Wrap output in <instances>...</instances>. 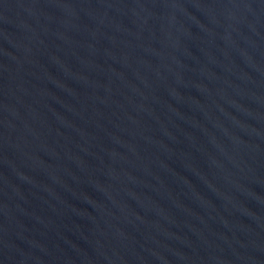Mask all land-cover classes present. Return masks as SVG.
<instances>
[{
  "label": "water",
  "instance_id": "95a60500",
  "mask_svg": "<svg viewBox=\"0 0 264 264\" xmlns=\"http://www.w3.org/2000/svg\"><path fill=\"white\" fill-rule=\"evenodd\" d=\"M0 264H264V0H0Z\"/></svg>",
  "mask_w": 264,
  "mask_h": 264
}]
</instances>
